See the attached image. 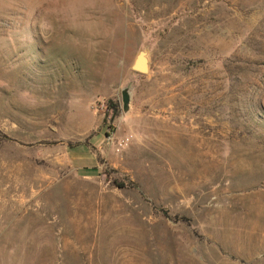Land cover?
I'll return each mask as SVG.
<instances>
[{"label": "rangeland", "instance_id": "1", "mask_svg": "<svg viewBox=\"0 0 264 264\" xmlns=\"http://www.w3.org/2000/svg\"><path fill=\"white\" fill-rule=\"evenodd\" d=\"M0 264H264V0H0Z\"/></svg>", "mask_w": 264, "mask_h": 264}, {"label": "water", "instance_id": "2", "mask_svg": "<svg viewBox=\"0 0 264 264\" xmlns=\"http://www.w3.org/2000/svg\"><path fill=\"white\" fill-rule=\"evenodd\" d=\"M131 68L134 72L140 73V74H145L148 72L149 70V61L147 58V51L146 50H140L135 58L134 61L131 65ZM122 100L124 103V109H126L127 106V101H128V95L127 93L124 91L122 93Z\"/></svg>", "mask_w": 264, "mask_h": 264}, {"label": "trees", "instance_id": "3", "mask_svg": "<svg viewBox=\"0 0 264 264\" xmlns=\"http://www.w3.org/2000/svg\"><path fill=\"white\" fill-rule=\"evenodd\" d=\"M108 110L110 111V113L113 115L114 114V107L112 106V103L110 102V107L108 106ZM107 115V113H105ZM107 117V116H106ZM70 145V144H69ZM68 145V146H69ZM71 146V145H70ZM72 147V146H71Z\"/></svg>", "mask_w": 264, "mask_h": 264}, {"label": "built area", "instance_id": "4", "mask_svg": "<svg viewBox=\"0 0 264 264\" xmlns=\"http://www.w3.org/2000/svg\"><path fill=\"white\" fill-rule=\"evenodd\" d=\"M122 144H124V142H123V141L120 143V145H122Z\"/></svg>", "mask_w": 264, "mask_h": 264}]
</instances>
